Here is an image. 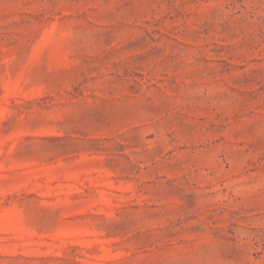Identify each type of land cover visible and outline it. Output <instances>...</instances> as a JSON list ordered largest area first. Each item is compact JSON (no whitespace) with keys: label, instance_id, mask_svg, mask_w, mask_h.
Returning <instances> with one entry per match:
<instances>
[{"label":"rangeland","instance_id":"374dc122","mask_svg":"<svg viewBox=\"0 0 264 264\" xmlns=\"http://www.w3.org/2000/svg\"><path fill=\"white\" fill-rule=\"evenodd\" d=\"M0 264H264V0H0Z\"/></svg>","mask_w":264,"mask_h":264}]
</instances>
